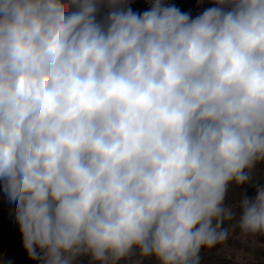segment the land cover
Here are the masks:
<instances>
[{"label":"clouds","instance_id":"9594fccd","mask_svg":"<svg viewBox=\"0 0 264 264\" xmlns=\"http://www.w3.org/2000/svg\"><path fill=\"white\" fill-rule=\"evenodd\" d=\"M212 2L0 0V183L30 259L201 264L264 236V186L225 204L264 163V0Z\"/></svg>","mask_w":264,"mask_h":264},{"label":"rangeland","instance_id":"374dc122","mask_svg":"<svg viewBox=\"0 0 264 264\" xmlns=\"http://www.w3.org/2000/svg\"><path fill=\"white\" fill-rule=\"evenodd\" d=\"M134 12L143 13L148 10L153 0H129ZM168 5H175L182 12L190 13L194 18L201 14L205 9L213 7L212 0H165ZM264 186V163L258 164L251 173V180L247 184L236 186L234 183L229 186L225 199L226 205H238L244 195L254 198L256 187ZM15 204L7 200L0 183V264H38V261L28 257L23 247V239L19 225L15 222ZM237 219L240 210L237 207ZM233 224L236 223L234 220ZM225 223L222 227H229ZM239 230L229 237L226 244L218 245L211 250L201 251V264H264V236L255 238L249 237L241 240ZM138 257H133V260ZM79 264H89L88 258H81ZM120 264H129L121 261ZM142 264H157L152 259H144Z\"/></svg>","mask_w":264,"mask_h":264}]
</instances>
